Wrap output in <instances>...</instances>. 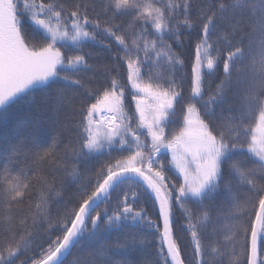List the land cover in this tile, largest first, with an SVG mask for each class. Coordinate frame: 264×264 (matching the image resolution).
Returning <instances> with one entry per match:
<instances>
[{
	"label": "snow or ice",
	"instance_id": "6c2138e0",
	"mask_svg": "<svg viewBox=\"0 0 264 264\" xmlns=\"http://www.w3.org/2000/svg\"><path fill=\"white\" fill-rule=\"evenodd\" d=\"M14 108L0 264H264V0H0Z\"/></svg>",
	"mask_w": 264,
	"mask_h": 264
},
{
	"label": "trees",
	"instance_id": "16d2710c",
	"mask_svg": "<svg viewBox=\"0 0 264 264\" xmlns=\"http://www.w3.org/2000/svg\"><path fill=\"white\" fill-rule=\"evenodd\" d=\"M182 43L180 44H176L175 42L169 41L170 43H173V48L174 50L180 54L181 58L184 59L185 61V65H184V69L183 71L185 73H187L190 77L191 74V67L192 64L194 63L195 60V43H196V33L192 32L191 35H188L187 33L181 37ZM63 51V49H62ZM85 51H92L93 53H95L96 51H99L98 48L95 47H86ZM90 62H95V61H90ZM218 80H215L213 83V87H215V83H218ZM185 96H187L188 94V83L187 80L185 81ZM26 118V110L24 109H13L12 110V115L9 121L4 122V121H0V135L8 133L10 134L12 137H16L17 133L14 130L15 129V125L18 121L23 120ZM56 132L55 129L50 128L47 131L44 132V134L41 137L40 140V144L42 147H47L49 144L52 143V139L55 137ZM113 155H116V153L114 152ZM162 155H166V153H162ZM4 153L2 150H0V166H2L5 161H4ZM104 159H106V157H99L96 160L93 161L94 164H96L97 166L99 165V163H101ZM24 171L27 173L28 172V168L25 167ZM169 175H175L174 173H170ZM34 182V181H33ZM74 191L73 187H68L65 190L64 193V197L65 200L69 199L72 195ZM190 208L193 209V211L196 210V206L189 204L188 205ZM149 214L152 215V211H151V205L149 204ZM177 215L179 216V213H177ZM155 218V217H153ZM43 236V230L41 229L39 234L36 236L37 241L41 240V237ZM121 256H115L114 259L119 260L121 259ZM137 258V254L136 253H129L128 254V259L130 261H134ZM73 259L72 256L68 257V261H71ZM68 261H66V264H68Z\"/></svg>",
	"mask_w": 264,
	"mask_h": 264
}]
</instances>
